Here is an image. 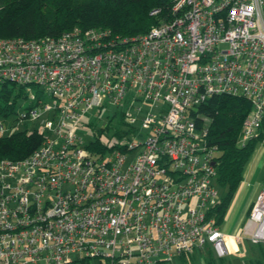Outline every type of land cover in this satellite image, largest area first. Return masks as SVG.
<instances>
[{
	"label": "built area",
	"instance_id": "2783aa9c",
	"mask_svg": "<svg viewBox=\"0 0 264 264\" xmlns=\"http://www.w3.org/2000/svg\"><path fill=\"white\" fill-rule=\"evenodd\" d=\"M5 81L25 86L22 117L43 140L26 158L0 160V264H163L207 247L225 258L240 251L236 243H264V190L242 234L229 235L212 213L218 149L199 112L214 96H244L252 109L241 143L258 136L264 0H172L167 18L131 37L102 27L0 37ZM108 105L132 135L100 134L104 151H93L84 118ZM138 123L148 132L130 142L143 134ZM19 129L0 120V137Z\"/></svg>",
	"mask_w": 264,
	"mask_h": 264
},
{
	"label": "trees",
	"instance_id": "16d2710c",
	"mask_svg": "<svg viewBox=\"0 0 264 264\" xmlns=\"http://www.w3.org/2000/svg\"><path fill=\"white\" fill-rule=\"evenodd\" d=\"M171 6L172 0H0V37H59L76 27L83 30L102 27L111 30L115 36L131 37L146 33L158 25L169 16ZM155 10L159 12L154 14ZM22 101H27L25 86L12 81L0 83V118L15 113ZM251 109L250 100L236 95L214 96L199 108L202 115L209 117L208 141L218 149L217 173L221 199L212 208L218 224L224 223L244 180L246 167L258 145L264 141L263 120L258 136L245 144L241 143L243 123ZM99 135V132L94 134V146L90 145L93 151H104V147L98 146ZM42 140L43 135L37 129L29 128L0 137V160L26 158L40 146ZM257 247L260 256L250 259L249 264H264V243L257 244ZM207 248V264H219L211 253L214 248ZM188 256L179 258L186 259ZM226 258L220 259L223 261Z\"/></svg>",
	"mask_w": 264,
	"mask_h": 264
},
{
	"label": "rangeland",
	"instance_id": "374dc122",
	"mask_svg": "<svg viewBox=\"0 0 264 264\" xmlns=\"http://www.w3.org/2000/svg\"><path fill=\"white\" fill-rule=\"evenodd\" d=\"M27 102L22 101L21 104L17 106V110L15 113L11 114L8 117H1L0 120L5 123L7 127H19L20 129L29 128L32 129L36 125L33 120L30 118L22 117L25 113V107ZM86 123H90L91 129L86 130L85 133V141L88 142L92 140V135L95 133L101 134L102 136H108L111 139H121L127 138V133L132 129L131 126L124 120V115L120 111V108L114 105H108L103 107L102 109H98L94 111L93 114L87 115L84 118ZM111 123V124H110ZM136 128H139V133H143L142 135L137 134L136 136L128 137L130 142H139L148 132L147 129L143 128L140 123L135 125ZM121 129L122 131H119ZM127 130V132H126ZM131 133V131H130ZM132 135V133H131ZM100 136V137H102ZM101 140V139H100ZM262 150L261 156H263L262 164H264V141L260 143L257 147L258 150ZM137 154V150H134L131 153H128L129 158L128 161L133 160ZM260 156V158H261ZM258 164V163H257ZM258 179H261L263 183L260 186V189L264 187V168L261 171V174L258 176ZM242 186V184H241ZM240 186L237 194L234 198V201L230 207V212L228 217H225V221L221 226L229 235L233 233L242 234V227L246 220L248 219V211L252 205V203L256 200L257 191L255 192L254 182H251V186L242 190ZM241 195V196H240ZM240 246V251L238 249L236 251V256L229 255L223 261L218 257L216 251L211 249V253L213 257L217 260L219 264H249L250 259L255 258L253 254V249L257 248V245H253L249 243L247 240L243 241ZM233 247L235 244L233 242ZM244 250V251H243ZM238 252V254H237ZM209 251L208 248L204 249V251H197L194 256H188L186 259L175 258L171 261H166L163 264H207L209 259ZM238 255V257H237Z\"/></svg>",
	"mask_w": 264,
	"mask_h": 264
},
{
	"label": "crops",
	"instance_id": "0c3cea01",
	"mask_svg": "<svg viewBox=\"0 0 264 264\" xmlns=\"http://www.w3.org/2000/svg\"><path fill=\"white\" fill-rule=\"evenodd\" d=\"M261 153H262V150H260V149L258 151L256 149V151L254 152L253 156L251 157V160L249 161V163L246 167V170L244 173V180H243L242 186H241L242 190H244V189L248 188L249 186H251V182H254L255 192L257 191V195L262 190H264V187L262 189H260V186H262L263 183L261 182V179H258V176L261 174V171L264 168V164H262L263 156H261ZM260 156H261V158H260ZM229 210H230V208H229ZM229 210H228V213L226 215L227 217H228L229 212H230ZM253 254H254V256H257V257L260 256V250L258 249V247L253 250ZM237 257H238V255H237Z\"/></svg>",
	"mask_w": 264,
	"mask_h": 264
}]
</instances>
